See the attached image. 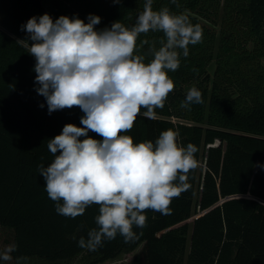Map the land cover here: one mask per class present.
Here are the masks:
<instances>
[{
	"label": "trees",
	"instance_id": "obj_1",
	"mask_svg": "<svg viewBox=\"0 0 264 264\" xmlns=\"http://www.w3.org/2000/svg\"><path fill=\"white\" fill-rule=\"evenodd\" d=\"M177 2L179 7L153 0V10L168 7L188 15L202 27L203 40L189 45L188 57L179 50L180 67L168 73L175 87L163 109L152 119L138 116L124 134L139 143L178 131L181 146L198 148L199 167L188 174L190 188L172 200L171 215L147 210L146 227L133 229L143 233L138 240L125 243L118 234L89 251L78 241L97 227L98 206L74 219L58 214L39 173V165L54 159L48 141L66 124L83 127L84 113L75 106L48 113L36 91L35 58L16 42L28 38L21 26L44 14L53 21L68 16L85 23L96 15L97 30L117 21L131 27L144 0H0V229L8 235L4 248L17 249L12 260L0 264H19L21 257L80 264L82 255L89 264H100L139 247L131 264H264V0ZM160 39L161 32L141 34L137 54L150 61L149 46L156 41L159 48ZM192 87L201 91L203 103L181 108ZM89 136L101 139L91 131Z\"/></svg>",
	"mask_w": 264,
	"mask_h": 264
},
{
	"label": "clouds",
	"instance_id": "obj_2",
	"mask_svg": "<svg viewBox=\"0 0 264 264\" xmlns=\"http://www.w3.org/2000/svg\"><path fill=\"white\" fill-rule=\"evenodd\" d=\"M171 3L179 7L177 0ZM100 21L91 14L87 23L68 16L53 21L44 14L22 25L28 38L16 42L35 58L36 91L45 98L48 113L74 106L84 113L83 127L66 124L48 141L54 159L47 167L39 165V173L58 214L74 219L98 206L97 227L87 240L78 241L89 251L118 234L125 243L138 240L143 233L133 229L146 227L147 210L171 215L172 200L190 188L188 174L199 167L198 148L181 146L178 131L168 129L155 142L139 143L124 133L138 116L152 119L156 109H163L175 87L168 73L180 67L179 50L188 57L189 45L202 42V27L168 7L153 10V0H144L131 27L117 21L97 30ZM149 31L163 33V39L159 48L151 42L153 58L146 62L145 55L137 54V40ZM201 103V91L192 87L180 107L190 110L191 104ZM90 131L101 139L89 136ZM16 250L15 244L6 246L0 260H12Z\"/></svg>",
	"mask_w": 264,
	"mask_h": 264
},
{
	"label": "rangeland",
	"instance_id": "obj_3",
	"mask_svg": "<svg viewBox=\"0 0 264 264\" xmlns=\"http://www.w3.org/2000/svg\"><path fill=\"white\" fill-rule=\"evenodd\" d=\"M210 74L212 75L214 70H215V65H211L210 67ZM199 172H202V170H200ZM196 197H198V194L196 195ZM196 216H194L192 219L188 220L190 226L193 224V221L195 219ZM7 233L3 230L0 229V251L4 248V241L6 240L5 238L7 237ZM141 247H139L136 251L128 253V254H123L121 256H119L116 259L113 260H109L100 264H131V261L133 260V258L136 256V254L140 251ZM77 263L80 264H89L88 259L84 258V255L78 257V259L76 260ZM19 264H47V262L44 259L38 258V257H31V258H26L24 260H19Z\"/></svg>",
	"mask_w": 264,
	"mask_h": 264
},
{
	"label": "water",
	"instance_id": "obj_4",
	"mask_svg": "<svg viewBox=\"0 0 264 264\" xmlns=\"http://www.w3.org/2000/svg\"><path fill=\"white\" fill-rule=\"evenodd\" d=\"M226 148H227V145L225 144L224 149L226 150Z\"/></svg>",
	"mask_w": 264,
	"mask_h": 264
}]
</instances>
